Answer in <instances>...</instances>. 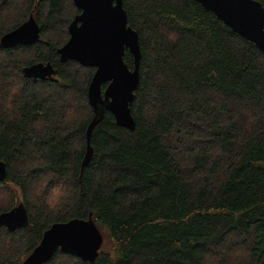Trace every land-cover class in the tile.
Listing matches in <instances>:
<instances>
[{"label":"trees","instance_id":"16d2710c","mask_svg":"<svg viewBox=\"0 0 264 264\" xmlns=\"http://www.w3.org/2000/svg\"><path fill=\"white\" fill-rule=\"evenodd\" d=\"M264 6V0H257ZM138 35L132 131L87 98L94 68L61 62L72 0H0V38L30 14L39 39L0 46V264H21L52 224L89 215L106 237L93 263L56 251L45 264H264V54L193 0H123ZM124 63L133 69L125 51ZM50 63L54 75L22 70ZM105 85H102L104 89ZM67 196L49 206L52 189Z\"/></svg>","mask_w":264,"mask_h":264},{"label":"water","instance_id":"95a60500","mask_svg":"<svg viewBox=\"0 0 264 264\" xmlns=\"http://www.w3.org/2000/svg\"><path fill=\"white\" fill-rule=\"evenodd\" d=\"M80 13L68 26L69 38L58 49L61 62L74 61L82 67L94 68L87 98L95 116L87 130V151L82 166L92 150L89 138L102 119V108L109 111L118 127L132 131L135 121L130 105L139 85L140 48L137 33L128 26L123 0H72ZM212 13L244 40L264 54V6L257 0H193ZM39 39V26L30 14L17 28L0 38V46H29ZM127 51L133 58V69L124 63ZM28 79H47L54 75L50 63H33L23 68ZM102 85H105L102 89ZM6 178V165L0 160V182ZM29 217L20 202L0 214V229L12 232L29 227ZM103 244V235L92 215L87 219H70L52 224L39 244L21 264H45L56 251L93 263Z\"/></svg>","mask_w":264,"mask_h":264},{"label":"clouds","instance_id":"9594fccd","mask_svg":"<svg viewBox=\"0 0 264 264\" xmlns=\"http://www.w3.org/2000/svg\"><path fill=\"white\" fill-rule=\"evenodd\" d=\"M66 196H67V193L61 191L60 186H55L52 189V196L49 199V206L51 208H56L59 205V203L61 202V199L66 197Z\"/></svg>","mask_w":264,"mask_h":264},{"label":"rangeland","instance_id":"374dc122","mask_svg":"<svg viewBox=\"0 0 264 264\" xmlns=\"http://www.w3.org/2000/svg\"><path fill=\"white\" fill-rule=\"evenodd\" d=\"M100 230V229H99ZM101 233H102V235H103V243L106 241V237H105V235H104V233L102 232V231H100ZM103 245V244H102Z\"/></svg>","mask_w":264,"mask_h":264}]
</instances>
